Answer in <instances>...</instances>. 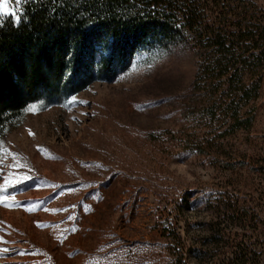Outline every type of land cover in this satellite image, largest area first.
I'll return each instance as SVG.
<instances>
[{
	"label": "rangeland",
	"instance_id": "1",
	"mask_svg": "<svg viewBox=\"0 0 264 264\" xmlns=\"http://www.w3.org/2000/svg\"><path fill=\"white\" fill-rule=\"evenodd\" d=\"M202 8L227 10L228 34L248 21L264 30V0ZM205 53L193 43L135 52L111 80L11 119L0 138V264H172L167 234L187 245L217 227L261 239L213 203L230 198L264 221V55L234 116L227 84L197 79Z\"/></svg>",
	"mask_w": 264,
	"mask_h": 264
},
{
	"label": "trees",
	"instance_id": "2",
	"mask_svg": "<svg viewBox=\"0 0 264 264\" xmlns=\"http://www.w3.org/2000/svg\"><path fill=\"white\" fill-rule=\"evenodd\" d=\"M220 1L24 0L18 6L19 24L12 17L0 23V138L26 106L57 104L93 81L111 80L135 52L190 43L206 52L197 79H211L212 87L226 83L234 94L227 108L235 116L238 104L256 92L257 82L243 78L246 72L256 74L264 55V30L248 21L228 34V11L202 8ZM223 198L213 203L224 208L222 218L243 231L251 225L261 239L217 227L187 245L179 235L167 234L172 264H264V221ZM256 240L263 245L259 252Z\"/></svg>",
	"mask_w": 264,
	"mask_h": 264
},
{
	"label": "snow or ice",
	"instance_id": "3",
	"mask_svg": "<svg viewBox=\"0 0 264 264\" xmlns=\"http://www.w3.org/2000/svg\"><path fill=\"white\" fill-rule=\"evenodd\" d=\"M23 2L24 0H0V23L3 22L4 17H12L14 23L19 24L21 17L18 6ZM72 99L75 100L76 98L73 97ZM29 110L34 111L36 108L32 106Z\"/></svg>",
	"mask_w": 264,
	"mask_h": 264
}]
</instances>
